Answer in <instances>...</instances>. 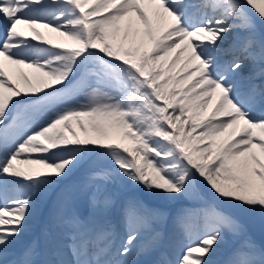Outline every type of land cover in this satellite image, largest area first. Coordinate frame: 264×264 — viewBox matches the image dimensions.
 <instances>
[{"label":"snow or ice","instance_id":"obj_1","mask_svg":"<svg viewBox=\"0 0 264 264\" xmlns=\"http://www.w3.org/2000/svg\"><path fill=\"white\" fill-rule=\"evenodd\" d=\"M257 222L264 0H0V264H264Z\"/></svg>","mask_w":264,"mask_h":264},{"label":"rangeland","instance_id":"obj_2","mask_svg":"<svg viewBox=\"0 0 264 264\" xmlns=\"http://www.w3.org/2000/svg\"><path fill=\"white\" fill-rule=\"evenodd\" d=\"M75 180V179H74ZM70 184V183H73V179L70 178L68 179L67 181H64L62 182V184ZM139 192V194L141 195V198H143L145 200L146 203H148L150 206H153V207H166V203H168L167 201H165L164 199H161V198H157V197H153V196H150L148 197V195L146 193H143V190L142 189H138L137 190ZM157 204V205H155ZM161 205V206H159ZM169 206V204H168ZM170 207V206H169ZM171 207H173V205H171ZM259 225V223H255L252 227V231H253V235L255 236V238L260 241L262 239H264V233H262L261 231V227ZM258 232H257V231Z\"/></svg>","mask_w":264,"mask_h":264},{"label":"bare ground","instance_id":"obj_3","mask_svg":"<svg viewBox=\"0 0 264 264\" xmlns=\"http://www.w3.org/2000/svg\"><path fill=\"white\" fill-rule=\"evenodd\" d=\"M52 38L56 41V42H59V38L56 36V34H52ZM77 178V182L80 180V177L77 175L76 176ZM64 185V184H63ZM148 195V194H147ZM148 197H150V195H148ZM53 200H55V198H53ZM166 201V200H165ZM166 207H169L168 206V203H166ZM260 228V227H259ZM257 231V230H256ZM259 231V230H258ZM257 231V232H258ZM260 232V231H259ZM143 259V257H141Z\"/></svg>","mask_w":264,"mask_h":264}]
</instances>
